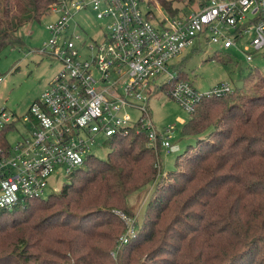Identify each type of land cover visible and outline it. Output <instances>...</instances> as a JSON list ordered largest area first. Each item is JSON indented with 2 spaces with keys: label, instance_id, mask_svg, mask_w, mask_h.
<instances>
[{
  "label": "trees",
  "instance_id": "obj_1",
  "mask_svg": "<svg viewBox=\"0 0 264 264\" xmlns=\"http://www.w3.org/2000/svg\"><path fill=\"white\" fill-rule=\"evenodd\" d=\"M56 1L0 0V54L20 44L18 31L41 22ZM152 1L175 15L180 9L173 4L185 0ZM262 82L258 94L244 97L236 87L203 98L183 128L196 144L187 145L173 171L158 168L161 153L133 130L109 138L107 158L90 154L48 199L0 208V264H106L98 240L113 224L100 216L134 217L128 196L153 183L146 213L155 218L146 229L136 217L135 235L123 247L150 246L142 264H264V77ZM220 198L225 204L215 205Z\"/></svg>",
  "mask_w": 264,
  "mask_h": 264
},
{
  "label": "built area",
  "instance_id": "obj_2",
  "mask_svg": "<svg viewBox=\"0 0 264 264\" xmlns=\"http://www.w3.org/2000/svg\"><path fill=\"white\" fill-rule=\"evenodd\" d=\"M142 2L57 0L52 4L51 15L56 18L46 25L49 37L41 52L59 59L63 69L23 118L29 128L15 146L8 133L18 118L0 108V131L5 132L0 140L1 209L44 197L54 173L69 178L84 166L99 135L109 139L134 130L146 134L148 146L157 154L163 149L169 153L173 127L159 131L154 125L148 107L153 91L167 90L190 113L203 98H219L234 90L229 83H220L200 93L169 69V62L196 40L221 50L246 42L241 53L247 62L253 60V52L264 49V0H202L197 11L161 17L152 9L143 10ZM88 10L108 21V31L100 41L91 40L89 54L83 57L80 48L85 41L68 28L74 16ZM130 109L142 113L135 123ZM126 219L127 230L114 253L135 235L136 216Z\"/></svg>",
  "mask_w": 264,
  "mask_h": 264
},
{
  "label": "rangeland",
  "instance_id": "obj_3",
  "mask_svg": "<svg viewBox=\"0 0 264 264\" xmlns=\"http://www.w3.org/2000/svg\"><path fill=\"white\" fill-rule=\"evenodd\" d=\"M201 1L175 2L173 7L181 9L180 12L190 13L199 9ZM141 6L143 10L152 9L157 17L168 13L159 1L143 0ZM51 12L52 8L41 18V22H34L22 27L17 33L21 43L14 47H7L0 54V76L3 77L0 83V108H6L9 113H14V119L18 118L15 127L8 133V139L12 146L22 139L29 128L23 118L29 114L33 103L41 99L50 82L63 69V63L59 59L51 54L41 52L49 37L46 25L56 18L55 15H51ZM107 22V20L97 19L90 10L78 13L71 20L68 32L80 36L82 43L85 41L84 47L80 48L83 57H87L89 54L88 45L92 43L91 40L100 41L107 33ZM82 43H77V47ZM245 46L246 42H240L236 48L223 51L215 44L196 40L178 57L169 62V69L188 79L200 93H206L220 83H229L233 88H236L237 82L240 80L242 81L240 95L246 97L245 93L258 94L261 93L263 86L264 76L261 75H264V49L254 52L253 61L248 63L241 53ZM245 80L248 81L247 84ZM148 107L152 121L159 131L173 127V133L169 139L172 150L169 153L165 149L161 150L160 165L158 166L163 169V172L173 171L176 168L177 157L187 145L196 144L194 139L185 137L183 134L184 124L190 118L189 111L170 97L167 90L163 88L156 89L151 93ZM129 113L133 123L142 116L141 111L137 109H130ZM221 127L223 128V125ZM90 149L91 154L104 160L110 153L109 140L104 135H99L95 138ZM68 180L64 174L61 176L58 172L54 173L49 180V187L44 199H48L53 193H58ZM153 186L154 183L152 186L148 185L130 194L126 201L133 215L137 217V222L141 226L146 224V229H148L150 221L155 218V212L146 213L147 202L150 199ZM219 204L224 205L225 199L220 198L215 205ZM116 214L118 215V211ZM120 214L122 222L120 218L112 216L110 213L100 216L103 220L111 219L113 224L112 226L107 225L102 230L103 236L98 240L103 249L106 264L146 263L147 254L151 253L150 246H140L138 250L135 244L124 250V245H122L121 249L114 253L118 249L120 237L124 234L122 233L124 227L127 228L129 220L126 218L131 217L123 212ZM109 252L115 261L109 257ZM120 253L122 255L118 258Z\"/></svg>",
  "mask_w": 264,
  "mask_h": 264
},
{
  "label": "crops",
  "instance_id": "obj_4",
  "mask_svg": "<svg viewBox=\"0 0 264 264\" xmlns=\"http://www.w3.org/2000/svg\"><path fill=\"white\" fill-rule=\"evenodd\" d=\"M202 41H204V40H202ZM204 42H206V41H204ZM229 50H230V49H229ZM223 51H228V50H223ZM253 53H254V52H253ZM253 53H252V54H253ZM243 56H244V55H243ZM245 60H246V59H245ZM252 61H253V60H252ZM252 61H251V62H252ZM251 62H248V63H251ZM241 82H242V81H240V80L237 82V87H240V83H241ZM27 129H28V128H27ZM8 141H9V139H8ZM68 179H69V178H68Z\"/></svg>",
  "mask_w": 264,
  "mask_h": 264
}]
</instances>
